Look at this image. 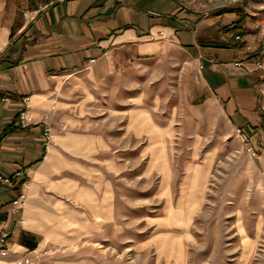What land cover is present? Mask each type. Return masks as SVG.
<instances>
[{
    "label": "rangeland",
    "instance_id": "rangeland-1",
    "mask_svg": "<svg viewBox=\"0 0 264 264\" xmlns=\"http://www.w3.org/2000/svg\"><path fill=\"white\" fill-rule=\"evenodd\" d=\"M199 1L223 4L217 10L227 12L243 0ZM233 38L241 43L240 34ZM175 57L169 63L146 57L100 87L61 88L70 121L50 127L76 134L75 144L96 148L71 172L74 189L88 186L95 202L106 190L121 236H112V223L103 230L89 226L90 242L79 235L67 245L35 247L46 252L39 264H264V94L254 92L258 118L248 127L237 125L216 98H206L200 56L193 70ZM242 62L264 69L258 55L232 66L244 70ZM87 93L90 101H82ZM1 98L6 100L0 103L8 100ZM16 122L28 127L23 109ZM40 132L45 150L56 137L46 124ZM19 169H25L23 176L10 186L24 184L28 167L14 170ZM97 214H85L78 224H94ZM99 238L106 240L92 242Z\"/></svg>",
    "mask_w": 264,
    "mask_h": 264
},
{
    "label": "crops",
    "instance_id": "crops-1",
    "mask_svg": "<svg viewBox=\"0 0 264 264\" xmlns=\"http://www.w3.org/2000/svg\"><path fill=\"white\" fill-rule=\"evenodd\" d=\"M219 5L203 6L199 0H0V97L8 99L0 103V173L28 167L23 185H0V229L9 232L4 261L43 244H70L66 241L79 235L90 242L85 240L89 226L103 230L112 223V236H121L106 190L95 202L88 186H73L71 172L96 148L75 144L76 134L50 127L70 121L62 110L67 102L59 97L67 83L100 87L146 57L169 63L175 54L174 62L193 70L200 56L206 98H216L237 125L248 127L258 118L254 92L264 94V69L242 62L241 70L232 62L253 54L264 62V0L234 2L224 13L218 12ZM89 95L82 94V101L89 102ZM20 109L27 128L16 127ZM43 124L56 137L45 150ZM20 193L23 203L12 205ZM89 212L99 213L96 222L81 227L78 221Z\"/></svg>",
    "mask_w": 264,
    "mask_h": 264
},
{
    "label": "built area",
    "instance_id": "built-area-1",
    "mask_svg": "<svg viewBox=\"0 0 264 264\" xmlns=\"http://www.w3.org/2000/svg\"><path fill=\"white\" fill-rule=\"evenodd\" d=\"M257 65V63H256ZM6 100L5 98H1L0 101ZM20 125L23 126V113H20ZM43 137H47V128H43L42 131ZM47 140V139H46ZM48 142V140H47ZM21 171H25V169L22 170H14V172L10 175L7 174H1L0 173V184L10 186V184L18 180L20 177L23 176V173ZM24 201V194L20 193L18 197L12 201V204L14 205H21ZM8 241V234L7 232L0 230V264H39V262L42 260V256L46 253L43 250H38V249H32V250H27L23 252L18 258H16L14 261L7 262L3 260V256H5L6 251H7V242Z\"/></svg>",
    "mask_w": 264,
    "mask_h": 264
},
{
    "label": "trees",
    "instance_id": "trees-1",
    "mask_svg": "<svg viewBox=\"0 0 264 264\" xmlns=\"http://www.w3.org/2000/svg\"><path fill=\"white\" fill-rule=\"evenodd\" d=\"M224 8H222L221 10H220V12H224V11H226V10H223ZM4 132V131H3Z\"/></svg>",
    "mask_w": 264,
    "mask_h": 264
}]
</instances>
